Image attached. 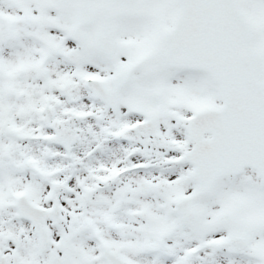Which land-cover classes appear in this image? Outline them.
<instances>
[{
  "label": "snow or ice",
  "instance_id": "6c2138e0",
  "mask_svg": "<svg viewBox=\"0 0 264 264\" xmlns=\"http://www.w3.org/2000/svg\"><path fill=\"white\" fill-rule=\"evenodd\" d=\"M0 264H264V0H0Z\"/></svg>",
  "mask_w": 264,
  "mask_h": 264
}]
</instances>
